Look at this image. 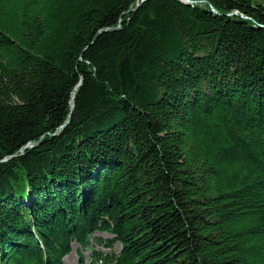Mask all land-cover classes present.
Masks as SVG:
<instances>
[{"label":"trees","instance_id":"1","mask_svg":"<svg viewBox=\"0 0 264 264\" xmlns=\"http://www.w3.org/2000/svg\"><path fill=\"white\" fill-rule=\"evenodd\" d=\"M142 1L0 0V264H264L263 0Z\"/></svg>","mask_w":264,"mask_h":264},{"label":"rangeland","instance_id":"2","mask_svg":"<svg viewBox=\"0 0 264 264\" xmlns=\"http://www.w3.org/2000/svg\"><path fill=\"white\" fill-rule=\"evenodd\" d=\"M190 1H192V0H190ZM182 2H183V1H182ZM261 2L264 3V0L261 1ZM194 3H195V2L192 1V4H194ZM79 87H80V84L76 87L75 91H73V93H72V95H71L70 103H71V110H72V111L74 110V109L72 108V104H74L73 99H74V97L76 96L75 92H77V90L79 89ZM74 94H75V95H74ZM69 123H70V116H69L68 120L65 122V124L62 125V126L60 127L59 130L65 128ZM26 149H28V148H26ZM21 151H22V150H21ZM21 153H22V152H21ZM95 238H96V239H97V238H103V239L106 240V239H109L110 236H108V235H106V234H104V235H100V234H98V235L95 236ZM93 247H94L95 249H98V250L106 251V249H104L102 246H98V245H96V244H94V243H93ZM78 249H79V246H76L74 252H76V250H78ZM120 249H121L120 244H118V243L114 244V251H115V252H119ZM84 255H85V257H86L87 259H91V260H92V253H91V251H87V252H85ZM78 262H79L78 257H77L76 254H74V255H72V256L67 260L66 263H69V264H78Z\"/></svg>","mask_w":264,"mask_h":264},{"label":"water","instance_id":"3","mask_svg":"<svg viewBox=\"0 0 264 264\" xmlns=\"http://www.w3.org/2000/svg\"><path fill=\"white\" fill-rule=\"evenodd\" d=\"M146 0H143L142 2H145ZM184 3H186V4H188V5H192V1H190V0H182ZM213 11L214 12H217L215 9H213ZM238 13L237 12H235V13H231V14H229V16H235V15H237ZM119 28V27H118ZM118 28H113V29H111V30H118ZM106 30H103L102 32H105ZM75 94H76V92H75ZM74 94V95H75ZM72 108L74 109L75 108V105L74 104H72ZM35 145H37V143H30V144H28L27 146H25L23 149H22V153L26 150V148H32V147H34Z\"/></svg>","mask_w":264,"mask_h":264},{"label":"bare ground","instance_id":"4","mask_svg":"<svg viewBox=\"0 0 264 264\" xmlns=\"http://www.w3.org/2000/svg\"><path fill=\"white\" fill-rule=\"evenodd\" d=\"M22 154H23V153H22ZM93 243H94V244H100V242L97 241V240L93 241ZM118 244H119V243H118ZM88 249L91 250L93 253H95L96 250H97V249H95V248L92 249L91 247L88 248ZM105 249H106V251H103V252H102V254H104V255H106V254L112 255L113 253H115L114 249H112V250L109 252L110 247H106ZM103 261H105V259H103Z\"/></svg>","mask_w":264,"mask_h":264}]
</instances>
